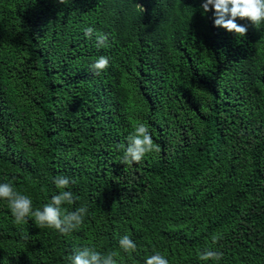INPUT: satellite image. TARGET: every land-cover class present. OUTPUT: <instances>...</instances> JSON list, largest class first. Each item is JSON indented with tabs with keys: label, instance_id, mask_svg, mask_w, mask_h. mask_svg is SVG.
I'll return each instance as SVG.
<instances>
[{
	"label": "trees",
	"instance_id": "16d2710c",
	"mask_svg": "<svg viewBox=\"0 0 264 264\" xmlns=\"http://www.w3.org/2000/svg\"><path fill=\"white\" fill-rule=\"evenodd\" d=\"M200 2L0 0V182L40 208L64 175L75 196L64 207L87 209L60 234L14 224L0 202V261L68 264L92 245L118 264L154 251L204 264L206 248L220 264H264V25L238 18L237 37ZM99 56L109 65L93 75ZM140 122L156 150L126 163Z\"/></svg>",
	"mask_w": 264,
	"mask_h": 264
},
{
	"label": "clouds",
	"instance_id": "9594fccd",
	"mask_svg": "<svg viewBox=\"0 0 264 264\" xmlns=\"http://www.w3.org/2000/svg\"><path fill=\"white\" fill-rule=\"evenodd\" d=\"M200 7L203 14L212 10L214 27L222 28L237 37L242 38L247 32L244 25L236 22L238 18L247 19L256 28L264 25V0H201ZM83 32L86 38H91L94 29L86 27ZM107 39L106 35L95 33V46L105 47ZM108 65L109 58L99 56L91 63L90 70L93 75H99L107 69ZM126 139L127 144L123 156L126 163L138 164L147 154L156 150L149 128L143 122L134 125ZM52 182L57 192L51 196L48 203L40 208H34L31 197L16 191L11 183L0 182V202H6L14 224L23 225L32 219L37 227L51 228L60 234H67L79 228L87 209L81 206L69 211L64 207L72 205L75 200L74 193L70 189V178L58 175L53 178ZM211 239L215 244L217 237L213 236ZM118 247L123 253L131 254L136 251L137 245L128 235H123L118 239ZM222 257L223 253L207 248L197 254V259L204 264L209 261L220 264ZM67 260L68 264H118L116 253L102 254L92 245L74 249ZM0 264H4V261H0ZM143 264H169V260L158 251H154L144 257Z\"/></svg>",
	"mask_w": 264,
	"mask_h": 264
}]
</instances>
